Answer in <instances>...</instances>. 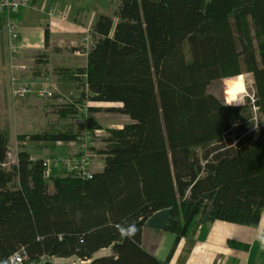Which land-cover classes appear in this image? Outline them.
<instances>
[{
	"label": "trees",
	"instance_id": "1",
	"mask_svg": "<svg viewBox=\"0 0 264 264\" xmlns=\"http://www.w3.org/2000/svg\"><path fill=\"white\" fill-rule=\"evenodd\" d=\"M246 73L253 91L243 104L209 92L213 81L236 76L239 86L225 94L234 97ZM54 74L74 84L61 117L84 109L130 121L104 128L103 146L93 152L102 166L91 178L60 164L45 178L44 157L23 146L10 162L0 127V264H10L19 249L23 264H168L141 240L146 219L161 208L169 209L163 230L175 235L170 254L193 209L207 221L258 223L264 211V0H118L111 15L97 16L84 65L56 67ZM81 137L69 124L19 139L78 143ZM260 259L264 264V249Z\"/></svg>",
	"mask_w": 264,
	"mask_h": 264
},
{
	"label": "rangeland",
	"instance_id": "2",
	"mask_svg": "<svg viewBox=\"0 0 264 264\" xmlns=\"http://www.w3.org/2000/svg\"><path fill=\"white\" fill-rule=\"evenodd\" d=\"M117 3L118 0H64V7L61 8L53 2L66 15V21L64 22L67 25L66 41L62 44L63 48L57 50L48 43V31L45 29L42 45L37 47L24 46L22 42L21 48L15 55L11 56L9 54L15 66H23V69L17 67L11 69L7 66L4 70V76L0 71V127L6 129L10 136V149H8L11 154L10 162L16 158L13 155L22 146L33 157L69 156L76 148V144L70 146L64 144L66 142L63 141L35 142L25 139V144H20L19 137L21 135L45 130L57 131L72 124L74 127L79 128L82 136L86 133L93 134L95 138L93 152H95L103 146L100 137L105 135V131L102 128L95 130V125L92 124L107 125L109 120L127 119V116H125V119L124 116L115 112L89 113L84 109L76 116L61 117L59 110L68 101L69 97H56L52 88L51 96H40L37 93L42 80L46 79L51 87L52 82L57 79L56 74H54L56 67L84 65V54L90 42V31L97 16L99 14L111 15ZM44 15L51 18L46 14V3ZM72 48L75 51H71ZM35 62L39 63L37 69L35 68ZM34 69L39 73L38 78H34ZM235 77L213 81L209 85V92L223 98L229 104H243L247 96H252V76L249 73L242 74V83L240 82V88L243 85L242 92L237 93L234 97L226 96L225 94L228 93L226 91L239 86ZM94 105L102 107L117 106V104L105 105L102 103H94ZM257 126L258 124L254 128ZM95 154H97L96 160L101 158L98 153H94L93 156ZM49 190L51 191V186H49ZM105 252L107 250H102V253ZM50 260L57 261L53 258H50ZM58 261H63V259Z\"/></svg>",
	"mask_w": 264,
	"mask_h": 264
},
{
	"label": "crops",
	"instance_id": "3",
	"mask_svg": "<svg viewBox=\"0 0 264 264\" xmlns=\"http://www.w3.org/2000/svg\"><path fill=\"white\" fill-rule=\"evenodd\" d=\"M61 8L64 0H54ZM44 0H32L19 13V34L24 46L42 45L43 33L48 31V43L52 47L63 48L66 41L65 20L57 21L56 18H48L44 15ZM80 20V19H78ZM10 55L8 52V39L3 16L0 14V71L4 76V70L10 66ZM85 63V54H84ZM35 62V68H39ZM72 66V65H62ZM39 73L34 69V78H38ZM54 93L61 97H70L74 93V84L66 81L54 80L51 84ZM101 104V103H100ZM105 105L120 106V103H102ZM94 105V104H92ZM99 106V105H95ZM118 114V113H117ZM121 116H127L119 114ZM126 119V117H125ZM126 120H109V124L102 125L101 128H119L122 124L129 122ZM8 149H10V136L8 131ZM20 144L25 142L19 141ZM18 142V143H19ZM60 142V141H59ZM64 144H76L74 153L79 150L77 142H66ZM69 151V150H68ZM9 152V150H8ZM17 151L14 153L16 157ZM10 152L8 158H10ZM52 156V155H51ZM60 156V155H58ZM68 155L61 157H66ZM97 154L92 157L91 170L99 171L102 166V159L96 160ZM33 157V156H32ZM16 159V158H15ZM12 160V162L15 161ZM169 209L161 208L153 212L145 221L142 228V245L159 260H168V264H260V253L264 249V211L260 214V219L255 225H242L221 220L207 221L206 215L199 219V215L193 209L182 222L179 239L174 249L175 235L164 231L163 226L168 217ZM102 250L96 252L95 256H101Z\"/></svg>",
	"mask_w": 264,
	"mask_h": 264
},
{
	"label": "built area",
	"instance_id": "4",
	"mask_svg": "<svg viewBox=\"0 0 264 264\" xmlns=\"http://www.w3.org/2000/svg\"><path fill=\"white\" fill-rule=\"evenodd\" d=\"M46 3V14L49 17L58 20H65L66 15L63 11L58 9L54 4V0H44ZM32 0H0V14L3 16L5 28L8 39V51L11 56L15 55L22 46V41L19 34V13L21 9L27 7ZM80 21V20H79ZM11 69H23V66H15L10 62ZM40 96H51L52 90L46 79L42 80L37 90ZM79 150L66 157H44L43 176L47 178L50 174L52 165H63L68 171L74 172L77 176L82 178H91L93 171L91 170V160L93 157V149L95 146V138L92 133H86L78 141ZM9 155V152H8ZM27 257L23 249L14 252L10 258V264H23ZM28 264H44L43 259L38 261H31Z\"/></svg>",
	"mask_w": 264,
	"mask_h": 264
},
{
	"label": "bare ground",
	"instance_id": "5",
	"mask_svg": "<svg viewBox=\"0 0 264 264\" xmlns=\"http://www.w3.org/2000/svg\"><path fill=\"white\" fill-rule=\"evenodd\" d=\"M240 82L242 83V75L240 76ZM242 87H243V85H242Z\"/></svg>",
	"mask_w": 264,
	"mask_h": 264
}]
</instances>
